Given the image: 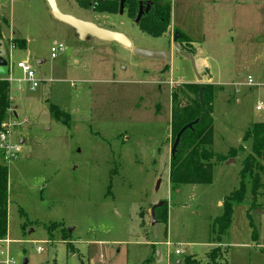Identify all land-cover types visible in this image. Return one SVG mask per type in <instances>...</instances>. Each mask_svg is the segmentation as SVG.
<instances>
[{
	"label": "rangeland",
	"instance_id": "obj_1",
	"mask_svg": "<svg viewBox=\"0 0 264 264\" xmlns=\"http://www.w3.org/2000/svg\"><path fill=\"white\" fill-rule=\"evenodd\" d=\"M157 1L170 6L169 34L151 37L126 16L98 17V25L135 49L170 52L169 61L80 37L46 0H0L1 39L26 42L11 61L27 62L40 82L34 92L23 84L10 93L18 117L10 140L21 151L7 164L8 244H0V264L5 256L14 264H211L214 248L217 264H264V160L257 197L249 186L227 232L212 233L224 200L239 188L250 149L243 134L264 123V0ZM58 5L63 14L90 17ZM175 32L194 67L173 49ZM53 42L65 47L54 59ZM196 82L215 89L212 151L222 159L212 161L211 184L173 190L171 91ZM50 106L68 123L54 120ZM161 201L167 222L152 224L151 208Z\"/></svg>",
	"mask_w": 264,
	"mask_h": 264
},
{
	"label": "trees",
	"instance_id": "obj_2",
	"mask_svg": "<svg viewBox=\"0 0 264 264\" xmlns=\"http://www.w3.org/2000/svg\"><path fill=\"white\" fill-rule=\"evenodd\" d=\"M150 20H142L140 22L139 29L143 33L154 38L166 34L170 27V6L167 3L158 1V4L155 5V15ZM178 40H185L181 33ZM14 43L17 48L25 49L26 47L24 40L16 39ZM181 50L190 55L188 50L185 51L182 48ZM201 90L203 92L200 101L199 93ZM214 90L212 85L183 84L178 91L176 89H172L171 91V146L179 131L184 126L197 120V123L193 125L191 130H186L182 134L174 154H170L168 179L169 185L173 190H177L181 185L211 184L212 161L222 159L212 151ZM8 94L9 87L7 83L0 82V125L10 106ZM182 100L186 102L182 104ZM50 115L56 121L64 124L68 123L66 115L58 111L55 106H50ZM242 142L250 143L249 153L242 161V168L239 174V188L224 200L222 216L217 218L213 223L212 233L217 238L223 236L229 229L233 215V207L242 203L247 188L250 186V193L255 199L258 191L262 187L260 173L263 170L262 161L264 160V123L251 125L244 132ZM235 155V152L232 151L231 157ZM7 203L8 169L7 166L2 164L0 155V241L6 239ZM155 221L167 222L166 202H164L161 208L155 210ZM53 228H55V225H51L47 229L50 231ZM220 256L221 253L217 248L212 249L209 253L211 264H217L216 259ZM185 264H198V262L195 259L188 258L185 260Z\"/></svg>",
	"mask_w": 264,
	"mask_h": 264
},
{
	"label": "built area",
	"instance_id": "obj_3",
	"mask_svg": "<svg viewBox=\"0 0 264 264\" xmlns=\"http://www.w3.org/2000/svg\"><path fill=\"white\" fill-rule=\"evenodd\" d=\"M13 36H10L8 39L3 38L0 40L3 44V50H4V61L6 62L5 69L6 74L0 75V82L7 83L9 87V94L8 99L10 106L6 111V115L4 117V120L2 121L0 125V155H1V162L3 165L7 166L9 162L12 160H15L18 156V154L21 151V146L18 144H13L10 140V132L13 128H15L18 124V117L15 112L16 108L11 106L12 98L11 94L14 90L15 92H22L23 91V84L27 85L29 92H34L38 86H39V80L36 79L34 71L32 70L31 66L25 62V61H19L16 64H14L11 61V51L16 49L17 46L15 45ZM4 41L8 42L7 49L4 47ZM65 47L62 44L53 42L50 47V53L51 58H56L58 53L64 52ZM7 55V59H5ZM17 69L21 73L20 79H15L13 76L14 70ZM247 85L253 86L252 79L250 77L247 78ZM263 109V106H257L256 110L261 111ZM8 244V241L2 240L0 241V244ZM176 255H179L180 252L176 251ZM0 256H3V252L0 249ZM3 264H14L12 259H10L8 256H5V260Z\"/></svg>",
	"mask_w": 264,
	"mask_h": 264
},
{
	"label": "water",
	"instance_id": "obj_4",
	"mask_svg": "<svg viewBox=\"0 0 264 264\" xmlns=\"http://www.w3.org/2000/svg\"><path fill=\"white\" fill-rule=\"evenodd\" d=\"M46 2L50 8V11H51V14L53 15V17L56 20H58L64 24L70 26L71 28L75 29L80 37L91 36V37H93L99 41H102V42L117 43L126 49L132 50L133 54L136 56H139V57H143V58H147V59L165 60V61L170 60V55H171L170 52H150V51H145V50H141V49H135L132 47V44L128 40V38H126L123 34L115 32V31H111V30H108L105 28H101V27H98L97 25L92 24L90 22L81 21V20L76 19L73 16L63 14L62 12H60L59 8L57 7L55 0H46ZM179 38H180V34L175 32L173 35V40H172L173 49L178 54L183 56L184 58L190 60L193 67H194L193 58L190 55L183 52L179 48V46L177 44V41ZM4 54L5 53L3 50V44L0 41V75L6 74V69H5L6 62L3 59ZM202 92H203V90H201L199 93L200 101H201ZM196 123H197V120L186 125V126H184L179 131V133L176 135V137L174 139L173 145L171 146V150H170L171 155H173L174 152L176 151V148L179 144L180 137L182 136V134L186 130H191L193 125H195ZM163 205H164V202L161 201L151 208L150 216L152 219V224H154L156 222L155 221V210L158 208H161ZM157 254H159V252H157Z\"/></svg>",
	"mask_w": 264,
	"mask_h": 264
},
{
	"label": "flooded vegetation",
	"instance_id": "obj_5",
	"mask_svg": "<svg viewBox=\"0 0 264 264\" xmlns=\"http://www.w3.org/2000/svg\"><path fill=\"white\" fill-rule=\"evenodd\" d=\"M57 7L59 2L67 8H75L80 12L88 13L84 18H78L71 14H66L75 17L78 20L90 22L98 25V17L105 18V16H126L129 21L139 28L142 20H150L155 15V5L157 0H55ZM91 16L93 18H91ZM96 17V18H95ZM96 20V21H95ZM152 21V20H150ZM109 30V29H108Z\"/></svg>",
	"mask_w": 264,
	"mask_h": 264
},
{
	"label": "crops",
	"instance_id": "obj_6",
	"mask_svg": "<svg viewBox=\"0 0 264 264\" xmlns=\"http://www.w3.org/2000/svg\"><path fill=\"white\" fill-rule=\"evenodd\" d=\"M171 31H172V29L169 27L168 32H167L166 34H169ZM180 84H181V83H180ZM196 84L205 85V82H204L203 84L200 83V82H196ZM169 159H170V158H169ZM168 182H169V179H168ZM158 257L160 258V253H159Z\"/></svg>",
	"mask_w": 264,
	"mask_h": 264
}]
</instances>
